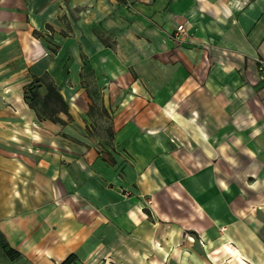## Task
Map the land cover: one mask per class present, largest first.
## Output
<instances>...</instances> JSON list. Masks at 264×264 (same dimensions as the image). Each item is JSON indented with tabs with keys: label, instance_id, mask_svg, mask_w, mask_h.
Masks as SVG:
<instances>
[{
	"label": "crops",
	"instance_id": "obj_1",
	"mask_svg": "<svg viewBox=\"0 0 264 264\" xmlns=\"http://www.w3.org/2000/svg\"><path fill=\"white\" fill-rule=\"evenodd\" d=\"M257 59L264 0H0V264H264Z\"/></svg>",
	"mask_w": 264,
	"mask_h": 264
},
{
	"label": "trees",
	"instance_id": "obj_2",
	"mask_svg": "<svg viewBox=\"0 0 264 264\" xmlns=\"http://www.w3.org/2000/svg\"><path fill=\"white\" fill-rule=\"evenodd\" d=\"M35 82L36 83H34V85L28 87L26 97L30 105L38 111V114L40 116L45 114L46 116H50V118L53 119V111L55 105H61L65 110H67L66 102L62 98L57 86L52 80L46 81L45 77H36ZM42 84H45L48 90L45 95H41L39 92V88ZM9 253L11 252L9 251ZM75 261L76 257L74 255H71L60 264H72Z\"/></svg>",
	"mask_w": 264,
	"mask_h": 264
},
{
	"label": "built area",
	"instance_id": "obj_3",
	"mask_svg": "<svg viewBox=\"0 0 264 264\" xmlns=\"http://www.w3.org/2000/svg\"><path fill=\"white\" fill-rule=\"evenodd\" d=\"M187 35L186 28L184 24H179L176 28V31L174 32L173 38L179 42L183 43L185 41V36ZM260 69L264 68V60L257 59Z\"/></svg>",
	"mask_w": 264,
	"mask_h": 264
}]
</instances>
